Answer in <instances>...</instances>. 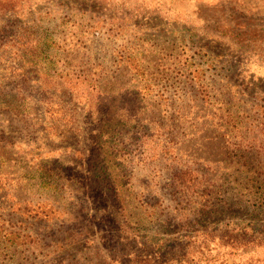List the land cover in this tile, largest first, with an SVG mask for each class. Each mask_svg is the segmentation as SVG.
Here are the masks:
<instances>
[{"label":"rangeland","instance_id":"1","mask_svg":"<svg viewBox=\"0 0 264 264\" xmlns=\"http://www.w3.org/2000/svg\"><path fill=\"white\" fill-rule=\"evenodd\" d=\"M262 193L264 0H0V264L264 224Z\"/></svg>","mask_w":264,"mask_h":264},{"label":"trees","instance_id":"2","mask_svg":"<svg viewBox=\"0 0 264 264\" xmlns=\"http://www.w3.org/2000/svg\"><path fill=\"white\" fill-rule=\"evenodd\" d=\"M185 185L183 179L173 178L169 183L172 199L177 205L181 204L177 197H184ZM259 198L260 209L255 210L264 214V194ZM185 211L183 208L179 212L184 215L187 213ZM201 215L204 218L208 213ZM199 217L190 221L191 233L179 237L165 234V237L162 235L157 238L158 241H154L150 237L143 239L141 235L129 232L122 234L120 239L116 238L114 246L107 251H102L95 240H88L84 243L83 252L86 251V255L81 264H264V224L239 220L237 229H224L220 224L213 229L210 224H203ZM211 219L207 221L210 223ZM62 234L61 242L51 245L49 252H61L74 246L75 232L71 228H64ZM58 239H54L55 243ZM219 246H224L227 258L222 259L213 253L214 250L218 252Z\"/></svg>","mask_w":264,"mask_h":264}]
</instances>
